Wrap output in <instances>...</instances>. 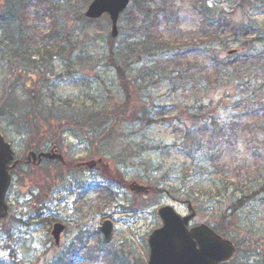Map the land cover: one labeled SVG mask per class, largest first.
<instances>
[{
	"label": "rangeland",
	"instance_id": "rangeland-1",
	"mask_svg": "<svg viewBox=\"0 0 264 264\" xmlns=\"http://www.w3.org/2000/svg\"><path fill=\"white\" fill-rule=\"evenodd\" d=\"M70 1L82 15L89 4ZM137 2L144 6L148 2L151 12L164 8L169 15L177 13L175 25L167 27L177 33L184 58L176 66L156 52L145 55L138 48L134 52L126 48L120 67L126 63L122 68H126L132 99L123 108L119 106L125 102L121 80L108 60L107 16L91 24L76 22L74 16L65 20V37L52 38L44 65L23 67L20 59L13 57L8 62L0 57V98L3 82L11 83L17 75L24 81L31 76V88L17 86L19 103L32 95L52 112L70 106L84 115L80 118L86 127L111 118L117 106L123 110L115 112L113 133L100 127L108 135L106 141L98 130L101 147L97 142L93 145L84 132L71 133L66 128L60 132L58 151L72 164L71 169L60 165L63 170H59L58 163L43 161L33 166L21 163L13 170L6 195L9 216L0 221V261L56 264L68 251L81 258L100 240L103 251L117 254L115 264H146L148 236L161 226L158 208L169 205L185 215L187 201L195 211L191 226L206 224L234 243L236 254L229 264H264V70L260 75L244 73L238 80L223 78L211 88L188 82L195 68L211 66L213 57L228 62L252 50V61L264 65V0ZM5 3L0 0V13ZM135 10L131 3L120 16L115 48H125L121 37L125 30L140 26L141 17L134 16ZM54 12L52 9L47 17ZM33 18L37 23L39 16ZM218 19L223 20V32L215 39ZM211 21H215L213 27L203 30V24ZM20 26L10 22L6 35L18 37ZM165 27L158 29L167 35ZM39 28L48 30V23ZM84 29L90 39L83 34L77 39ZM100 30L103 34L99 35ZM203 33L208 37L200 44L196 38ZM11 45L22 52L19 44ZM231 50L236 53L228 55ZM95 112L100 118L94 122L86 119ZM149 120L158 121L147 125ZM13 121L1 116L0 133L14 157L24 161L32 146ZM48 150L44 146L37 151ZM99 156L102 163L109 164L108 173L102 174L98 166L88 171L73 167ZM132 184L149 187L150 193L146 197L135 194L129 190ZM104 220L113 224L109 244L98 231ZM54 222L65 226L58 246L50 235ZM99 262L110 263L105 253Z\"/></svg>",
	"mask_w": 264,
	"mask_h": 264
},
{
	"label": "trees",
	"instance_id": "trees-1",
	"mask_svg": "<svg viewBox=\"0 0 264 264\" xmlns=\"http://www.w3.org/2000/svg\"><path fill=\"white\" fill-rule=\"evenodd\" d=\"M138 0H132V3L135 5L136 10L133 12L134 16L137 17L139 15L141 19H138L139 27L131 28L130 31L125 30L123 35L124 45L125 48L119 46V48H115L114 43L116 39L111 38L110 36L106 38V41L109 43V57L108 60L117 71L118 76L121 80V87L124 94L125 102L121 103L119 106L123 108L129 100L132 99L131 92L128 89V82L126 77V68H122L126 66L120 67V61L124 62L126 59L125 50L126 48H130V52H134L135 49L138 48V52H143L145 55L147 53L153 54H160V56H167L168 62L172 64L180 65V62L184 58V54L182 49V43L179 42V38L177 37V33L175 34V30H169L167 26H174L176 23V18L178 15L176 13L169 15L168 12L164 9L154 10L151 12V8L148 7L150 4L148 2H144L146 7L142 5V3H138ZM90 2V0H84L83 4ZM70 0H6V3L2 7V12L0 13V32H2L3 37L0 39V57L2 60H6L8 62L14 57L16 59H20L24 64L23 67H30L31 65L35 66L39 63V65H44L43 61L46 59V54L49 50H51V40L54 37L64 38L65 35L62 34L64 32V24L65 20H71L74 16L76 22L82 24H91L95 21H88L86 20L83 15L80 13V10L75 8V4H72ZM143 3V4H144ZM138 7V8H137ZM52 9L55 12L52 15H49V20L47 17V13L51 12ZM204 9H206L204 7ZM173 15V16H172ZM39 20L37 23L33 17H38ZM51 16V17H50ZM216 19V18H215ZM222 21V20H220ZM10 22L12 25L19 23L23 26H20L21 34L17 37L14 35H6V30L10 26ZM41 26L48 23V30L47 28H39L40 23ZM215 21H211V24L207 23L205 26L203 24V30L213 27ZM62 23V25L60 24ZM160 25L166 26L164 30L167 35L160 31L158 28ZM5 26V27H3ZM63 26V27H62ZM218 28L213 32L216 37L223 32L220 30V25L217 26ZM226 28V27H225ZM46 32H45V30ZM79 31V30H78ZM136 31V34H135ZM201 31V30H200ZM103 31H99V35ZM80 34L88 36L87 30H80L77 36L79 38ZM54 35V36H53ZM136 35V36H135ZM208 36H200L196 38L200 44H202V39H207ZM88 36V40H89ZM61 40V39H60ZM53 42V41H52ZM59 45V40L57 41ZM11 44H19L22 49V52L19 50L12 48ZM206 45V43H204ZM10 46V47H9ZM62 44L59 45L60 51H62ZM72 48L75 47L72 46ZM242 53V55L237 60L228 61V62H221L217 61L216 58H210L209 67H200L199 69L195 68V76L189 75L188 82L189 84L193 83L195 86L201 88H211L212 85H216L220 80L223 78H230V79H243V74L254 71L257 74H263L264 65H256V62L252 60L255 56H251L252 50H248ZM50 53H52L50 51ZM206 56V53L203 52ZM49 55V53H48ZM260 57V56H258ZM165 58V59H166ZM258 60V59H257ZM51 63V62H49ZM239 66H236V64ZM249 64V66L247 65ZM197 65V63H195ZM33 66V67H34ZM177 70V69H176ZM190 72L192 71L189 68ZM26 72L25 70L23 73ZM189 72V73H190ZM19 74V73H18ZM27 74V73H26ZM178 74V73H176ZM125 75V77H124ZM180 75L181 78V74ZM29 76V74H28ZM22 76L17 75L13 82H3L4 90H2V96L0 98V117L1 116H10L13 118V122L16 127L18 128L23 135H25L28 140L29 144L32 146L31 150H39L44 145H53L57 149L60 146L59 142H62L60 132L66 128L71 133H82L84 132V137L87 139H92L93 145L100 144V147L103 146L101 142H98L97 138L100 136L98 134V130L102 131V135H104L102 140L107 139V133L110 135V131L112 133L115 130V122L114 117L116 116V111L123 113V110L120 107H116L112 112L111 118H103L100 119L98 123H95L93 126L88 125L86 127V121H81L82 118L75 110H73L70 106H65L62 111H58L55 109L53 112L50 108H46L42 106L41 102H39L34 96L31 95L26 102L19 103L16 98L17 93V86L20 89L28 90L31 88L30 80H33L31 76L27 77L30 78L29 80H22ZM195 77V79H194ZM193 78V81H190ZM238 78V79H237ZM42 84V82H40ZM43 87V86H42ZM35 91V90H34ZM31 90V92H34ZM205 93V91H201ZM36 93V92H34ZM29 94V92H28ZM52 107V106H50ZM17 114V117H14ZM97 113L87 114L88 119L90 122H94V118H100L96 115ZM46 115V116H45ZM45 116V117H43ZM84 116V115H82ZM156 120H149L147 125L151 123H155ZM158 121V120H157ZM156 121V122H157ZM165 121V120H164ZM80 122V123H78ZM85 123V124H83ZM113 123V128L111 130L110 124ZM105 129L100 128L104 127ZM97 127H99L97 129ZM86 128V132H85ZM97 132V136L94 135ZM93 137V138H92ZM90 141V140H89ZM59 170H63L60 168V165L57 164ZM67 166L64 168L66 170L71 169V165L67 163ZM102 173H108V170L101 169ZM103 244L101 241H96L95 245L91 248L90 253L84 254L81 258L77 259L73 251H68L64 253L61 257L57 259L56 264H99L101 256L105 253V257L109 260L110 263L108 264H115V259H118L117 254L112 251H103L102 250ZM13 261V260H12ZM0 264H13L12 262L7 261H0ZM21 264V263H18ZM123 264V263H121Z\"/></svg>",
	"mask_w": 264,
	"mask_h": 264
},
{
	"label": "water",
	"instance_id": "water-1",
	"mask_svg": "<svg viewBox=\"0 0 264 264\" xmlns=\"http://www.w3.org/2000/svg\"><path fill=\"white\" fill-rule=\"evenodd\" d=\"M129 2L130 0H92L84 16L88 19H98L101 15L107 14L112 24L111 36L114 38L117 34L116 24L119 15L123 13ZM34 155L32 152L29 153V157L33 160L36 157ZM13 156L14 152L11 146L5 142L0 134V219L8 215L5 197L7 188L11 183L9 170L15 168L18 164ZM38 157L39 160L44 157L65 164L61 155L55 149H52L49 153H40ZM95 166L94 162L84 164V167H88V169ZM130 191L138 194H148V189L142 185L132 184ZM188 210L191 214L186 217H181L169 206L158 210L163 225L161 228L154 230L148 238L150 253L147 264H219L230 259L234 252L231 242L223 240L206 225H196V227L189 230L186 228L195 214L189 203ZM63 228L59 224L53 226L51 235L56 244L59 242V236ZM99 230L103 234L104 240L109 242L112 235L111 223L109 221L103 222Z\"/></svg>",
	"mask_w": 264,
	"mask_h": 264
},
{
	"label": "bare ground",
	"instance_id": "bare-ground-1",
	"mask_svg": "<svg viewBox=\"0 0 264 264\" xmlns=\"http://www.w3.org/2000/svg\"><path fill=\"white\" fill-rule=\"evenodd\" d=\"M85 132H86V128H85ZM44 146H48L49 147V149H51L52 147H53V145H44ZM43 146V147H44ZM92 162H94L95 164H96V166H108V163H106V164H104V163H102V157H98V158H96V160H92ZM95 166V167H96ZM62 173V172H61ZM61 173H57L56 174V176H59V177H61L62 179H64V175L63 174H61ZM103 174V173H102ZM61 175H63V177L61 176ZM56 180H58V178L56 179Z\"/></svg>",
	"mask_w": 264,
	"mask_h": 264
}]
</instances>
